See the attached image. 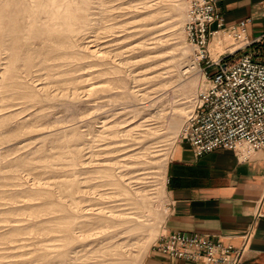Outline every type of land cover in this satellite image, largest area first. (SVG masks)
Masks as SVG:
<instances>
[{
  "label": "rangeland",
  "instance_id": "374dc122",
  "mask_svg": "<svg viewBox=\"0 0 264 264\" xmlns=\"http://www.w3.org/2000/svg\"><path fill=\"white\" fill-rule=\"evenodd\" d=\"M191 1L75 0L71 26L51 0H0V264H140L164 232L167 163L206 83ZM217 34L213 59L240 45ZM73 223L86 234L44 240Z\"/></svg>",
  "mask_w": 264,
  "mask_h": 264
},
{
  "label": "built area",
  "instance_id": "2783aa9c",
  "mask_svg": "<svg viewBox=\"0 0 264 264\" xmlns=\"http://www.w3.org/2000/svg\"><path fill=\"white\" fill-rule=\"evenodd\" d=\"M221 0H192L183 29L192 47L193 62H204L205 86L198 103L180 130L179 141L188 142L199 156L217 148L234 150L248 160L264 150V33L246 38L245 21L226 26L217 3ZM221 30L240 43L213 59L209 45ZM242 50V53H236ZM264 185L257 202L256 216H263ZM254 235L245 230L239 245L227 237L201 233L163 232L154 247L171 256L205 264H242Z\"/></svg>",
  "mask_w": 264,
  "mask_h": 264
},
{
  "label": "crops",
  "instance_id": "0c3cea01",
  "mask_svg": "<svg viewBox=\"0 0 264 264\" xmlns=\"http://www.w3.org/2000/svg\"><path fill=\"white\" fill-rule=\"evenodd\" d=\"M217 7L226 26L245 21L246 38L264 33V0H221ZM263 185L264 150L255 151L248 160H241L228 148L197 156L188 142L179 141L166 167L169 208L164 232L224 236L239 245L240 235L253 227V239L242 264H264V215L256 216ZM140 264L205 263L171 256L152 245Z\"/></svg>",
  "mask_w": 264,
  "mask_h": 264
},
{
  "label": "bare ground",
  "instance_id": "6f19581e",
  "mask_svg": "<svg viewBox=\"0 0 264 264\" xmlns=\"http://www.w3.org/2000/svg\"><path fill=\"white\" fill-rule=\"evenodd\" d=\"M77 4L75 3V0H51V3L49 4V7L47 9L48 15L51 19H61L62 22H65L67 25L73 24V21L77 19V15L75 12ZM172 130H177L179 127V121L174 120L170 124ZM83 210V214L85 215V209ZM101 211V210H100ZM100 211L96 212L100 214ZM74 215V214H73ZM103 220H107V218H104V215H100ZM91 221L88 220V224H90ZM76 229L80 231L81 234L85 235L87 232L86 224H80V223H73L70 228H68L66 234L60 233L59 230L53 229V235L49 234L47 237L44 238V240L52 241V240H58L60 238H70L72 239L74 235L77 233ZM62 236V237H61Z\"/></svg>",
  "mask_w": 264,
  "mask_h": 264
}]
</instances>
